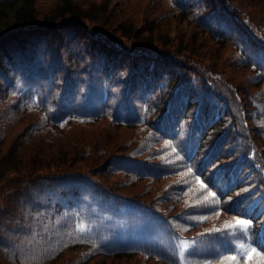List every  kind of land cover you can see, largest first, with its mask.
I'll return each instance as SVG.
<instances>
[{"label": "trees", "instance_id": "trees-1", "mask_svg": "<svg viewBox=\"0 0 264 264\" xmlns=\"http://www.w3.org/2000/svg\"><path fill=\"white\" fill-rule=\"evenodd\" d=\"M21 1L0 28V264H264V0Z\"/></svg>", "mask_w": 264, "mask_h": 264}, {"label": "rangeland", "instance_id": "rangeland-1", "mask_svg": "<svg viewBox=\"0 0 264 264\" xmlns=\"http://www.w3.org/2000/svg\"><path fill=\"white\" fill-rule=\"evenodd\" d=\"M21 2L22 1L20 0V1H16V3L12 5L1 7L2 12L0 13V28H6L15 23V16H14L15 9L22 5ZM59 2L60 0H52V1L36 0L32 5V9H34V12L37 15H41L49 11H52L55 7V4H59ZM160 6L162 5L152 6L151 3L145 2V0H141V2L132 0V1L123 2V9H120L118 13H120L123 16H126L127 18H134L141 12L143 8L145 13L152 15L154 12L160 9ZM158 23H159L158 27L166 28L167 30L171 26V21L169 19L160 20ZM187 30L190 29L187 27ZM102 125L103 124L101 123H94L92 125L87 126L86 128L97 129L100 128ZM116 131L121 132L118 128H116Z\"/></svg>", "mask_w": 264, "mask_h": 264}, {"label": "snow or ice", "instance_id": "snow-or-ice-1", "mask_svg": "<svg viewBox=\"0 0 264 264\" xmlns=\"http://www.w3.org/2000/svg\"><path fill=\"white\" fill-rule=\"evenodd\" d=\"M168 146H170V145L168 144V142H166V147H168ZM202 187H203V185H202ZM211 195L215 198V193H212ZM209 203H218V200L214 199L211 202L205 201L202 206L207 207ZM250 226H251V221L237 219L235 224H232V223L226 221L223 228H219V229L214 228L211 231H213V232H227V231L235 232L236 230H240L241 232L246 233L249 230ZM200 235H204V234H200ZM194 243H196V241L181 240L179 247L183 248L184 250H187ZM237 247L242 249L244 252H247V251L255 252V249H252L251 245H237ZM220 255L223 256V253H221ZM258 255H260L261 260L264 261V254L258 253Z\"/></svg>", "mask_w": 264, "mask_h": 264}]
</instances>
